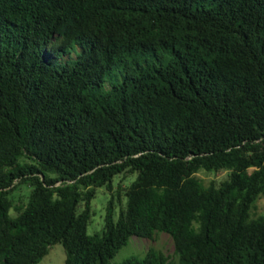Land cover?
I'll use <instances>...</instances> for the list:
<instances>
[{"label":"trees","instance_id":"trees-1","mask_svg":"<svg viewBox=\"0 0 264 264\" xmlns=\"http://www.w3.org/2000/svg\"><path fill=\"white\" fill-rule=\"evenodd\" d=\"M261 197L264 0H0V264H264Z\"/></svg>","mask_w":264,"mask_h":264},{"label":"rangeland","instance_id":"rangeland-1","mask_svg":"<svg viewBox=\"0 0 264 264\" xmlns=\"http://www.w3.org/2000/svg\"><path fill=\"white\" fill-rule=\"evenodd\" d=\"M197 174L206 181H209L210 179L220 181L227 176V171L200 170ZM29 190V185L21 184L11 193V196L15 200L26 201ZM106 200L107 194L102 187L98 188L91 203L94 213L91 215L87 225L88 233L92 234L101 231L105 214ZM255 211L256 213L264 211V197L258 199ZM149 247L160 249L166 254L174 255V242L171 235L166 232H155L152 238L133 236L128 244L118 249L110 261L111 263H119L129 256H142ZM64 258L65 252L63 246L60 243H55L51 246L48 253L44 255L36 264H63Z\"/></svg>","mask_w":264,"mask_h":264}]
</instances>
